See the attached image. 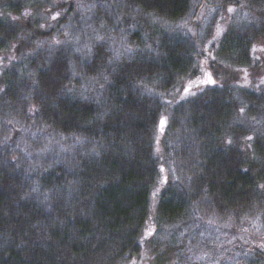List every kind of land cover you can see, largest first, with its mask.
Wrapping results in <instances>:
<instances>
[{
  "label": "trees",
  "instance_id": "16d2710c",
  "mask_svg": "<svg viewBox=\"0 0 264 264\" xmlns=\"http://www.w3.org/2000/svg\"><path fill=\"white\" fill-rule=\"evenodd\" d=\"M258 38L264 0H0V264H122L151 228L154 264L226 232L217 263L264 264V82L226 76ZM205 48L219 80L174 98Z\"/></svg>",
  "mask_w": 264,
  "mask_h": 264
},
{
  "label": "rangeland",
  "instance_id": "374dc122",
  "mask_svg": "<svg viewBox=\"0 0 264 264\" xmlns=\"http://www.w3.org/2000/svg\"><path fill=\"white\" fill-rule=\"evenodd\" d=\"M230 9V7H227ZM226 8V9H227ZM225 9V10H226ZM222 10L220 17H217L213 23L211 22L212 25H209L208 23L202 24L203 26L206 25V29L211 28L210 32V39L216 38L220 32L223 31L225 28L227 21H228V11ZM225 11V12H224ZM231 12V11H230ZM203 15L200 16L202 19ZM245 17V16H244ZM240 19V18H239ZM192 31V30H191ZM193 33V31H192ZM206 55L200 58V71L198 74L194 76L187 77L182 84L180 85L179 88H177L176 93L174 98H181L185 97L189 94L194 93L198 89H201L202 87L207 86L208 84H212L214 82H217L219 78L214 75L212 70L210 69L208 63H209V56H211L210 51L206 50L205 48ZM252 52H253V58H252V63L249 67L245 68H232V70L226 72L227 78H232L234 79V82H238V84L246 85L249 87H257L261 83L264 82V39L258 38L255 40L252 46ZM225 78L224 76H221ZM161 121H164L162 124ZM166 121V116H163L159 119V124L156 132V142L158 145L160 136H161V131L162 128L165 124ZM162 177H165V172L162 173ZM157 189H153L151 192V197H150V213L153 212L154 206L156 203V198H157ZM222 221V220H221ZM228 224V223H227ZM209 228H213V234H216L217 232L220 234L222 231V224L216 225L214 222L208 224ZM229 225V224H228ZM230 226V225H229ZM152 227V226H150ZM149 227V228H150ZM238 229V236L235 238L234 242H244L246 243L247 239H251L252 241H258L262 236L256 234V233H251L248 232L247 230H242V227L237 228ZM153 228L147 229L145 231V234L143 235V244H142V249L139 254V257H133L122 264H154L155 261V255L157 253H160V251H157L153 249L151 246H149V243L147 242V238L152 232ZM232 233L226 232V237L221 239L222 241L219 242V245L217 244V247L219 248L216 250V247L212 246V249L210 252H204L202 253V257H199L200 263L199 264H215L218 262V260L222 259L224 257V254H222V248L223 246L227 245H234L230 243V239L228 237H231ZM264 238V236H263ZM229 250V249H228ZM240 250H238L235 255H240ZM229 257L231 254H228ZM196 259H198V256H195ZM221 264V263H217Z\"/></svg>",
  "mask_w": 264,
  "mask_h": 264
},
{
  "label": "snow or ice",
  "instance_id": "6c2138e0",
  "mask_svg": "<svg viewBox=\"0 0 264 264\" xmlns=\"http://www.w3.org/2000/svg\"><path fill=\"white\" fill-rule=\"evenodd\" d=\"M229 11H232V9H229ZM161 123L163 124L164 123V121H161ZM249 139H252L251 137H249Z\"/></svg>",
  "mask_w": 264,
  "mask_h": 264
}]
</instances>
